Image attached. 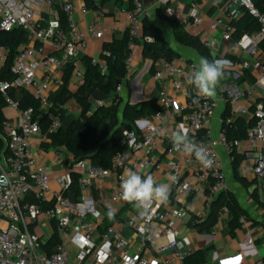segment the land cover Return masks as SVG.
Returning <instances> with one entry per match:
<instances>
[{"label": "built area", "instance_id": "1", "mask_svg": "<svg viewBox=\"0 0 264 264\" xmlns=\"http://www.w3.org/2000/svg\"><path fill=\"white\" fill-rule=\"evenodd\" d=\"M90 1L96 7L103 2ZM75 2L81 4L82 14L89 11L87 0H0V30L12 32L22 29L29 41L40 43L38 47L28 45L21 49L12 73L16 76V86L30 94L48 117L50 134L58 131L61 123V114L52 111L54 106L49 99V91L56 82L52 71L72 66L76 83L81 86L83 73L77 69L76 56L86 49L89 39L99 40L104 34L94 26L88 27L85 33L79 30L73 22ZM154 3L157 9H163V14L173 17L182 28L196 30L201 25V12L195 1L189 2L186 15L178 8H172L170 0H154ZM119 12L126 18L132 40L124 62L127 80L133 74L135 41L143 40L141 17L146 12L144 0H132L131 10L120 9ZM222 13L221 18L212 22L210 30L221 31L223 42L233 40L232 23L243 13L257 20L259 32L245 34L237 41V47L245 55L258 51L253 62L241 64L245 72L253 74L255 84L243 88L237 82L239 76L233 74L222 99L208 98L188 83L198 65L180 64L179 60L159 62L155 79L168 80L174 91L186 87L185 103L180 105L165 91H159L157 103L163 109L155 116L159 124L148 125L142 131L140 140L136 131H125L123 139L127 149L115 155L107 170L93 167L89 161H72L64 172L53 177L32 152L35 138L40 145L48 139L42 133L38 117L34 116L32 109L21 110L19 104L7 96L8 85L0 84L7 108L16 114V122L6 123L3 129L6 155L0 158V264H183L187 255L181 251L177 225L189 220L188 201L202 202L209 208L227 190L226 167L221 154H226L231 164V155L243 149L244 158L250 161L242 167L243 173L252 175L258 181L264 179V109L262 105H256L251 113L248 107L256 89L264 91V52L258 50L264 39V16L254 7L252 0H226ZM60 14L67 18L68 33L61 28ZM145 41L151 40L145 38ZM45 44L53 52H60L61 56L46 53ZM204 45L213 50L217 42L212 39ZM6 57L7 51L0 47V70ZM96 62L93 59V63ZM120 89L121 84L117 87L118 91ZM221 102L230 105L234 118L251 115L256 120L245 141L229 140L221 129L216 138L211 137V121ZM102 104L101 100L94 101V106ZM181 115L189 138L207 149L209 158L213 160L211 167L202 166L194 155H188L183 163L171 159L164 163L158 161L155 148L160 129L173 124ZM38 150L42 151L41 148ZM179 152L173 145L166 151L168 155ZM163 167L170 175V207L164 208L160 201L138 206L126 215L122 228L108 227L99 231L95 223L87 218L88 209H81L68 197L75 175L78 176L81 192L90 190L94 182L112 178L116 186L110 191L109 200L121 204L124 201L121 182L125 171H158ZM51 184L57 189L52 190ZM28 197H32L33 202H28ZM101 205H104L103 201ZM40 220L52 224L57 236V244L50 253L42 249V244L46 243L34 231ZM125 229L139 237L140 242L125 237ZM252 242L249 237L247 243L251 245ZM255 264L263 263L259 261Z\"/></svg>", "mask_w": 264, "mask_h": 264}, {"label": "crops", "instance_id": "2", "mask_svg": "<svg viewBox=\"0 0 264 264\" xmlns=\"http://www.w3.org/2000/svg\"><path fill=\"white\" fill-rule=\"evenodd\" d=\"M190 1L197 2L201 12V25L196 30L190 28H183L186 32L198 36L204 43L212 39L216 40L217 46L215 49L210 50L214 57H217L219 61H223L224 69H230L233 74H237L239 78L243 76L245 71L241 68L242 62H253L257 58V52L255 54L245 55L241 53V50L237 47V42L231 40L229 42H223L221 40V31L212 32L210 26L213 21L223 16L222 13V2L223 0H170L172 8H178L183 15L187 14L188 4ZM146 12L141 17V21L147 18L151 24L156 28L160 29L167 44L176 53L179 54L180 64L194 63L199 64L200 56L191 48H185L179 46L173 36L172 29L169 23L161 19L157 14V6L154 0H144ZM81 4L75 2V11L73 14V22L78 26L79 30L86 32L88 27L94 26L98 31H103V38L89 39L85 50L80 51L76 56L77 69L84 74V68L82 64L83 58H90L98 60L99 55L102 51L104 43L111 40L120 39L123 33L127 30V22L125 16L120 14V7L115 5L113 2L100 4L96 10H91L85 14L80 12ZM28 39V38H27ZM28 45L40 46L39 42L32 43L28 39ZM45 51L48 54L60 57V52H53L48 44L44 45ZM23 49V48H22ZM142 43L136 45V49L133 56V74L124 80L121 84V89L118 91L119 96L123 99V102L137 106L151 99H157L159 91H165L168 96L176 99V101L183 105L186 99V87L182 90L174 91L168 80L158 81L155 79V74L158 65H156V71L154 76L149 75V71L152 66L150 60H143L142 56ZM225 56H231L238 60V63H232L231 61L224 59ZM66 68L62 70H53L52 74L56 82H53V86L49 91V99L54 96L63 86L64 76ZM250 75L252 73L248 72ZM227 84H220L216 87V94L212 98L222 99V95L225 93ZM243 88L246 86H253L247 81L238 82ZM220 87V90H219ZM70 93L76 92L79 86L76 83L73 71L70 75L69 82L66 86ZM264 98V91L256 89V94L248 103L249 110L255 108L260 99ZM104 104L110 103V98L101 97ZM220 108L217 111L215 117L211 121L210 131L211 137L216 138L220 131L221 115L225 110V104L221 102ZM62 118L60 127L67 128L70 123L78 118L79 108L75 101L70 100L67 104L61 108ZM9 122H16V114H14L9 108L6 107L4 111ZM242 118L248 120L251 119V115L242 116ZM159 121L155 116H150L138 120L135 123V130L137 132L138 140H140L142 131L148 125H158ZM213 130H211V126ZM186 130L183 115L176 118L173 124L165 127H161L160 137L156 144L155 155L160 163H164L166 160L171 159L179 163H183L184 158L188 156L183 152L168 155L166 153L173 144L170 139L173 132L177 130ZM4 140V138H3ZM50 140L47 139L42 145H40L37 138L33 141L32 152L35 154L38 162L43 164L51 172L53 177H56L60 173L64 172L66 167L73 161L70 155L65 152L62 148H53L50 146ZM47 146V147H46ZM41 148V152H38ZM243 149L239 152L243 156ZM6 155L5 143L4 149L0 153V158ZM222 159L226 167V179H227V191L231 193L239 202L241 207L246 211V218H243L241 227L236 230L233 234H229L226 226L229 220L227 212L223 211L219 219L211 230V232L199 233L193 227V224L205 220L209 213V208L205 207L202 202L193 203L188 201L187 211L189 214V220L186 223H179L177 228L181 235V251L186 255H189L196 250L205 249L212 246V250L209 252L206 264H255L261 262L264 259V202L257 196L258 204L255 203L249 195L255 190L252 186L248 190L238 184L232 175L231 164L229 163L228 156L221 154ZM62 157V158H61ZM250 161L243 156V161L240 166V176L246 178L248 181L254 180L252 175H245L243 173V166H246ZM126 172V171H125ZM124 172V174H125ZM142 177L146 175H152L157 184L167 185L169 188V194L166 201H163L164 208L170 207L172 204L171 197V186H170V175L168 170L163 167L158 171L138 172ZM54 185V184H53ZM116 186V181L112 178H108L102 181L93 183V187L90 190L81 192L80 197L75 199L73 193H69L68 197L71 201L77 203L81 209L87 208V218L91 220L97 226L99 231L108 227L122 228L123 221L126 215L135 211L138 206L135 203L124 200L121 204H114L109 200L110 191ZM101 201L104 205H101ZM112 211L114 216L110 217L109 212ZM106 220V221H105ZM106 222V223H105ZM34 231L43 238L48 233L49 237L47 241L53 235V226L48 222L42 220L39 221L38 225L34 228ZM125 237H131L134 241L140 242V238L133 235L131 231L125 229L123 231ZM253 240L252 244L247 243V239ZM186 240L185 242L183 240ZM45 241V243H47ZM264 264V263H263Z\"/></svg>", "mask_w": 264, "mask_h": 264}, {"label": "trees", "instance_id": "3", "mask_svg": "<svg viewBox=\"0 0 264 264\" xmlns=\"http://www.w3.org/2000/svg\"><path fill=\"white\" fill-rule=\"evenodd\" d=\"M108 2H113L120 9H132V0H103L102 4ZM252 2L257 11L264 16V0H252ZM225 3L226 0H223L221 6L223 7ZM86 4L91 10L97 9L95 4L90 0H87ZM163 13V9H157L158 16L169 23L174 40L179 46L191 48L200 57H206L209 61L218 60L205 47L198 36L186 32L173 17H167ZM59 20L63 31L68 33L69 25L67 18L60 14ZM141 24V38L143 40L135 41V44L142 43L141 56L143 60H150L152 62L149 75L154 76L156 65L159 62H172L180 59V56L167 44L163 32L151 24L147 18H144ZM232 27V38L236 42L243 35L257 33L260 29L257 20L247 13H243L238 20L234 21ZM145 38L151 41H145ZM131 41L129 30L127 29L123 33L122 38H114L103 44L101 54L96 63H93V59L83 58V84L74 93H70L66 88L73 67H66L63 86L51 97V102L54 106L52 111L54 113H60L62 118L60 108L70 100H73L79 108V115L67 128L60 127L58 131L52 134L48 133V117L41 112L39 103L26 91L16 86V76L12 73L14 61L19 56L21 49L28 46V39L22 29H16L12 32H3L0 30V47L7 51L5 64L0 70V84L6 83L8 85L7 96L17 102L21 110L32 109L34 111V116L38 117L40 121L42 133L47 135L51 142V147L62 148L70 155L73 162L85 160L89 161L93 167L107 170L111 167L115 155L127 149V145L124 143L123 133L125 131H136L135 123L138 120L156 116L163 110L157 103V99H151L140 105L132 106L128 102L124 103L118 94L117 87L126 78L124 62L129 54V43ZM258 50L259 52H264V39L260 43ZM224 59L232 63H238V60L231 56H225ZM232 76V70L224 69L223 78L217 86L221 83H229ZM243 80L251 85L255 84V77L247 71L237 82L241 83ZM222 96L224 97L225 95L223 94ZM101 97L110 98V103L94 106L95 100L102 101ZM258 103L264 109V98L260 99ZM6 107L5 97L0 92V153L4 149L3 129L5 124L9 122L4 113ZM254 110L255 108L251 110V113ZM255 125L256 120L254 118L248 120L242 117L234 118L230 113V105H225V110L221 115L220 129L224 131L229 140L245 141L248 130L254 128ZM231 157V171L234 180L247 190L252 186L256 187L258 180L248 181L246 178L240 176L239 170L243 156L239 153H233ZM70 190L75 199L80 197L77 175L73 177V184ZM257 196V189L249 195L255 203L258 202ZM27 201L33 202V198L28 197ZM224 210L229 215L226 228L229 234H233L241 227L240 221L246 218V211L227 190L222 192L211 203L209 213L205 220L193 224V227L199 233L211 232ZM56 244L57 236L53 233L47 243L42 244V249L50 253ZM211 250L212 246L196 250L184 258L183 264H206L208 254ZM261 262L264 263V259Z\"/></svg>", "mask_w": 264, "mask_h": 264}, {"label": "clouds", "instance_id": "4", "mask_svg": "<svg viewBox=\"0 0 264 264\" xmlns=\"http://www.w3.org/2000/svg\"><path fill=\"white\" fill-rule=\"evenodd\" d=\"M215 3V0H214ZM224 75L223 61H209L201 57L198 67L194 69L188 83L194 85L200 94L212 98L216 94V87ZM173 147L195 159L204 167H211L213 160L209 158L207 149L190 139L186 130H177L170 137ZM122 198L137 206H144L152 201H166L169 188L164 184H157L152 175L141 176L136 171L127 170L121 182ZM109 216H114L112 211Z\"/></svg>", "mask_w": 264, "mask_h": 264}, {"label": "rangeland", "instance_id": "5", "mask_svg": "<svg viewBox=\"0 0 264 264\" xmlns=\"http://www.w3.org/2000/svg\"><path fill=\"white\" fill-rule=\"evenodd\" d=\"M219 90H220V87H219ZM212 127H214V126L213 125L211 126V130H213ZM51 189L52 190H56L57 188H56L55 185L51 184ZM255 189H257V192H258V195H259L260 199L264 202V186L262 185V182L261 181H258L257 186L255 187ZM48 237H49V235L47 233L42 238V241H44V242L47 241Z\"/></svg>", "mask_w": 264, "mask_h": 264}, {"label": "water", "instance_id": "6", "mask_svg": "<svg viewBox=\"0 0 264 264\" xmlns=\"http://www.w3.org/2000/svg\"><path fill=\"white\" fill-rule=\"evenodd\" d=\"M227 86H228V85H227ZM261 182H262V185L264 186V179H262V181H261Z\"/></svg>", "mask_w": 264, "mask_h": 264}]
</instances>
